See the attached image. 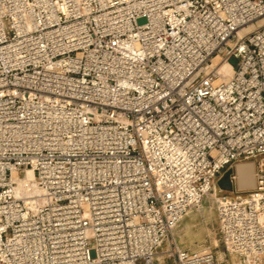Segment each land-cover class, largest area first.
<instances>
[{"label":"built area","instance_id":"2783aa9c","mask_svg":"<svg viewBox=\"0 0 264 264\" xmlns=\"http://www.w3.org/2000/svg\"><path fill=\"white\" fill-rule=\"evenodd\" d=\"M261 19L264 0H0V264H217L173 237L211 190L227 252L264 264ZM245 160L254 187L216 191Z\"/></svg>","mask_w":264,"mask_h":264},{"label":"rangeland","instance_id":"374dc122","mask_svg":"<svg viewBox=\"0 0 264 264\" xmlns=\"http://www.w3.org/2000/svg\"><path fill=\"white\" fill-rule=\"evenodd\" d=\"M229 62L233 66H236L237 60L231 58ZM241 163L253 162L251 160L240 161L235 163L231 168L223 169L214 180L213 185L216 191L220 189L223 193L231 196L247 192L243 189L248 188L238 187L237 178L234 181H230L229 179L230 175L236 176L235 167ZM173 237L183 249L190 251H213L217 264H239L237 257L227 252L220 239L214 190H211L204 196L201 204L187 211L174 229Z\"/></svg>","mask_w":264,"mask_h":264},{"label":"bare ground","instance_id":"6f19581e","mask_svg":"<svg viewBox=\"0 0 264 264\" xmlns=\"http://www.w3.org/2000/svg\"><path fill=\"white\" fill-rule=\"evenodd\" d=\"M264 23V19L258 21L257 24L251 25L248 30L253 29ZM219 61V57L214 58L213 63L216 64ZM224 70L223 79H227L232 73V67L225 63L222 66ZM236 178L239 188H253L255 185L254 179V164L253 163H241L237 165ZM18 192L20 194L29 195L31 193H37V190L33 182V173L28 171L25 177L17 178Z\"/></svg>","mask_w":264,"mask_h":264},{"label":"crops","instance_id":"0c3cea01","mask_svg":"<svg viewBox=\"0 0 264 264\" xmlns=\"http://www.w3.org/2000/svg\"><path fill=\"white\" fill-rule=\"evenodd\" d=\"M236 169H237V166L235 167V171H236ZM244 191H248V190H250V188H248V189H243Z\"/></svg>","mask_w":264,"mask_h":264}]
</instances>
